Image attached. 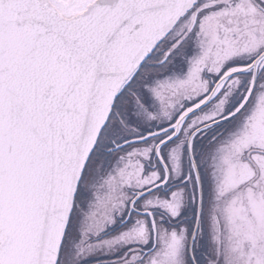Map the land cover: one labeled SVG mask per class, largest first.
I'll return each instance as SVG.
<instances>
[{"label":"snow or ice","instance_id":"snow-or-ice-1","mask_svg":"<svg viewBox=\"0 0 264 264\" xmlns=\"http://www.w3.org/2000/svg\"><path fill=\"white\" fill-rule=\"evenodd\" d=\"M0 264H264V0H0Z\"/></svg>","mask_w":264,"mask_h":264},{"label":"rangeland","instance_id":"rangeland-1","mask_svg":"<svg viewBox=\"0 0 264 264\" xmlns=\"http://www.w3.org/2000/svg\"><path fill=\"white\" fill-rule=\"evenodd\" d=\"M202 251V250H201Z\"/></svg>","mask_w":264,"mask_h":264}]
</instances>
